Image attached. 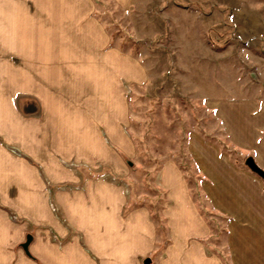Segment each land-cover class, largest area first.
<instances>
[{
	"label": "crops",
	"instance_id": "obj_1",
	"mask_svg": "<svg viewBox=\"0 0 264 264\" xmlns=\"http://www.w3.org/2000/svg\"><path fill=\"white\" fill-rule=\"evenodd\" d=\"M98 15L97 0H0V264H264L259 179L212 178L227 259L173 161L156 178L165 240L133 206L120 153L132 151L127 86L145 69L107 49Z\"/></svg>",
	"mask_w": 264,
	"mask_h": 264
},
{
	"label": "rangeland",
	"instance_id": "obj_2",
	"mask_svg": "<svg viewBox=\"0 0 264 264\" xmlns=\"http://www.w3.org/2000/svg\"><path fill=\"white\" fill-rule=\"evenodd\" d=\"M97 5L112 40L107 49H121L145 69L143 83L127 86L132 151L120 149L133 206L149 210L157 239L165 240V191L156 178L173 161L211 226L210 246L227 259L229 219L211 199L217 194L212 178L264 184L246 166L252 157L264 170V0Z\"/></svg>",
	"mask_w": 264,
	"mask_h": 264
},
{
	"label": "water",
	"instance_id": "obj_3",
	"mask_svg": "<svg viewBox=\"0 0 264 264\" xmlns=\"http://www.w3.org/2000/svg\"><path fill=\"white\" fill-rule=\"evenodd\" d=\"M246 166L250 169L251 172H253L254 174H256L258 177H260L263 181H264V170L261 169L256 161L250 157L246 160ZM32 242V237L31 236H28L27 237V241L26 243L23 245V249L26 253H28V248L30 246ZM144 264H151V260L150 259H147Z\"/></svg>",
	"mask_w": 264,
	"mask_h": 264
}]
</instances>
